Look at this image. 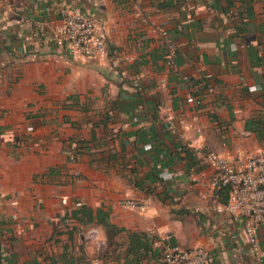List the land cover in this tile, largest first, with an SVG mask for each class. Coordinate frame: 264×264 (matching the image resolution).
<instances>
[{
    "label": "crops",
    "instance_id": "crops-1",
    "mask_svg": "<svg viewBox=\"0 0 264 264\" xmlns=\"http://www.w3.org/2000/svg\"><path fill=\"white\" fill-rule=\"evenodd\" d=\"M64 8L94 16L103 55L58 46ZM250 118L264 121V0H0V264H138L130 234L152 230L207 264H264V223L257 255L207 159L264 149ZM84 206L121 231L71 217Z\"/></svg>",
    "mask_w": 264,
    "mask_h": 264
},
{
    "label": "built area",
    "instance_id": "built-area-1",
    "mask_svg": "<svg viewBox=\"0 0 264 264\" xmlns=\"http://www.w3.org/2000/svg\"><path fill=\"white\" fill-rule=\"evenodd\" d=\"M63 25L54 34L58 46L66 47L75 58L96 57L106 52L107 45L101 28L94 16L80 10L64 8ZM168 51L170 64L176 63L178 46L168 38L165 27L160 29ZM189 102L194 98H188ZM72 159L74 155L68 151ZM208 162L215 169L211 185L227 192V202L221 210H226L234 219L246 220V235L257 255H261L257 238V227L264 223V149L252 151L238 150L234 157L210 151ZM118 204L125 208L145 212L150 207L146 198H123ZM154 249L159 259L150 264H207L210 253L204 246L183 248L172 242L169 234L150 231Z\"/></svg>",
    "mask_w": 264,
    "mask_h": 264
},
{
    "label": "trees",
    "instance_id": "trees-1",
    "mask_svg": "<svg viewBox=\"0 0 264 264\" xmlns=\"http://www.w3.org/2000/svg\"><path fill=\"white\" fill-rule=\"evenodd\" d=\"M246 129L250 131H255L260 140L264 139L263 120L257 118H250L246 122ZM85 144L86 142H84L81 139H78V137L72 138L71 144L69 146V150L73 153L75 159L78 153H82L84 151ZM81 213L83 214V217H87L88 221H92L95 218H97L98 222L107 229L109 235L111 232L121 231V229L110 223L108 212H104L100 210L98 211L97 214H94L93 211H91L89 208L84 206L79 210L73 211L71 217L76 218L78 220H82V217L80 216ZM172 242L176 244L173 238H172ZM128 252L132 254H136V260H141V263L138 264H143V262L148 258L152 260L156 258L155 261L159 259V256L157 257L156 250L153 247V242L147 233H139L136 231L132 232L130 234V243H129Z\"/></svg>",
    "mask_w": 264,
    "mask_h": 264
}]
</instances>
